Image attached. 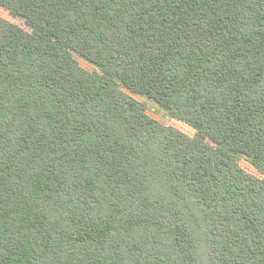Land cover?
<instances>
[{
    "label": "trees",
    "instance_id": "1",
    "mask_svg": "<svg viewBox=\"0 0 264 264\" xmlns=\"http://www.w3.org/2000/svg\"><path fill=\"white\" fill-rule=\"evenodd\" d=\"M0 8V264H264V0Z\"/></svg>",
    "mask_w": 264,
    "mask_h": 264
},
{
    "label": "rangeland",
    "instance_id": "2",
    "mask_svg": "<svg viewBox=\"0 0 264 264\" xmlns=\"http://www.w3.org/2000/svg\"><path fill=\"white\" fill-rule=\"evenodd\" d=\"M0 17L8 20L9 22H11L15 25H18L20 27H24L22 20L11 17L2 8H0ZM78 63L83 69H85L89 72H92L95 70V68L93 66L85 63L84 61H82L80 59H78ZM134 98L137 101H139L140 103L145 105V113L149 117L153 118L154 120L158 121L159 123H161L164 126L174 127L176 129H178L179 131H181L182 133L188 135V136L194 135L195 132L191 127H189L188 125H186L184 123H181L179 121L172 119L166 113V111H164L162 108H160L158 105H156L150 99H146V98H142V97H138V96H134ZM238 163H239L240 167L243 168L246 172H248L254 176L260 177V175L257 173V171L252 167L250 159H248L242 155H238Z\"/></svg>",
    "mask_w": 264,
    "mask_h": 264
}]
</instances>
